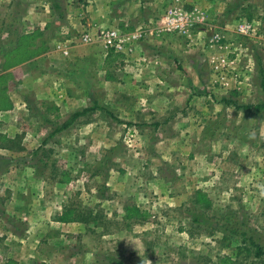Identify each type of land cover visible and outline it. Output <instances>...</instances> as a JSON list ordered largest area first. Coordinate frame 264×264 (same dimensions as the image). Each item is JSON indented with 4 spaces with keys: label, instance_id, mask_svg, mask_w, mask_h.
<instances>
[{
    "label": "rangeland",
    "instance_id": "1",
    "mask_svg": "<svg viewBox=\"0 0 264 264\" xmlns=\"http://www.w3.org/2000/svg\"><path fill=\"white\" fill-rule=\"evenodd\" d=\"M43 1L0 0V60L24 13L61 11ZM182 2L233 45L206 55L174 33L159 57L172 67L135 55L105 66L74 29L69 55L44 67L38 53L18 76L0 114V264H264L245 249L264 251V0ZM172 5L153 0L151 21ZM247 14L257 27L242 35ZM64 207L84 220H56Z\"/></svg>",
    "mask_w": 264,
    "mask_h": 264
},
{
    "label": "crops",
    "instance_id": "2",
    "mask_svg": "<svg viewBox=\"0 0 264 264\" xmlns=\"http://www.w3.org/2000/svg\"><path fill=\"white\" fill-rule=\"evenodd\" d=\"M49 2V0H45L43 1L42 5H46L47 8ZM53 2L56 3L55 7L61 8L60 12H56L54 14L53 12L52 14L42 12L39 13V16L38 14L30 16V14L28 15V13H24L23 15V21L24 24H26V28H23V33L24 36L30 38L27 48L41 50L38 54H41V56H39V59L37 61L41 66L43 63L44 67L49 66L48 62L50 56H48V54L50 52H53L52 54H54L56 53L54 51H57L59 53H62L63 55H69L71 53V51L75 47V44H73V41L71 40V38H73L72 33L74 32V29L81 30L83 34L86 32H91L94 36L97 35V32H95L97 29H99L97 31L101 32L103 29L119 28L124 33H131L139 29L145 30V38L141 39L136 44L130 55L124 54L123 52H119L114 49V53H116V55L118 53V55L121 56V59H123L120 62L117 61L119 66L124 64L123 61H131L129 60V58L135 55L137 57L135 58L136 61H143L145 57L150 60L156 58L161 61L164 67H172L173 63L169 64L170 62L160 59L159 57L161 55V51L163 50L169 52V54L170 52H172V50L175 48L172 45L174 44L175 36L185 39V44L189 43L202 45V50L206 53V55L212 54L211 48L213 47V43L215 42L219 43L221 47H224V44L226 45L227 42L231 46L233 45L231 41L225 39V36L223 38V35H221L219 32H216L217 30L220 31L217 28H215V32L217 33V37H215V35L213 34H211L210 36L208 34V30H206L205 27H194L197 23L202 24V21L195 23V25L184 35H175L174 33H159L156 29L161 25L162 17L165 15V12L161 14V16H159V18L161 17L160 20L158 18L151 21V19H153V17L151 18V16L156 17L153 12L155 11L153 8V0H84L83 2H81L80 0H53L50 3ZM15 15L16 13H14V16ZM204 15L205 20L206 14ZM36 16L41 19V21L39 20L40 22L37 23V27L32 24L33 22L31 20V17ZM36 19L38 18H34V21H37ZM156 22H158L157 25H155ZM85 23L87 24L85 25ZM206 23L207 22H205L204 24ZM108 24L111 26H108ZM208 24L209 23H207V25ZM13 32H16L15 28H13ZM46 34L49 41L55 40V46H53L52 49L53 51L47 49L46 41L44 40V38H46ZM32 36H34L33 41L31 39ZM15 43L16 42L14 41L11 42V45L10 42L6 44V48L8 49V51H13L16 49L17 45ZM82 43L85 44L84 42ZM87 45L95 46V50L97 49L98 51L100 50V52H105L103 63L105 66H108V64H105V60L108 58L109 52H111L113 48H107L100 39H96L94 42L88 43ZM155 53L157 55H154ZM38 55L13 64L10 63L11 61H7L6 58L4 61L2 59L0 60V93L4 92L5 96H7L8 98V101L10 99V93L15 88L14 84L16 79H18V76L23 75L29 76V78H31L30 75L32 71H30L29 68H31V65ZM142 56L145 57L142 58ZM220 57L221 56H219L215 60H218ZM191 60L192 63L190 64V66L192 67V69H197L203 62V60L199 61L197 59L194 60L193 58ZM225 63L230 64V62L227 60L225 61ZM135 64L140 65L141 63L135 62ZM26 71L29 72H27L26 74ZM45 75L46 74H44L40 78L39 82L42 83L41 80L43 77H45ZM55 103L60 108L59 101L55 100ZM13 109H10V107L8 109H2L0 110V114L11 111Z\"/></svg>",
    "mask_w": 264,
    "mask_h": 264
},
{
    "label": "built area",
    "instance_id": "3",
    "mask_svg": "<svg viewBox=\"0 0 264 264\" xmlns=\"http://www.w3.org/2000/svg\"><path fill=\"white\" fill-rule=\"evenodd\" d=\"M184 0H174V5L170 6L167 13L162 17V23L156 29L159 33H187L196 22L203 19L197 8L189 10L185 7ZM182 2L183 4H180ZM256 25L253 21L241 18L238 24V31L242 35H250ZM146 36L145 30L139 29L131 33H124L119 28L104 29L93 35L91 32H86L82 35V41L92 43L96 39H100L107 48H113L119 52L132 51L136 44ZM100 37V38H99Z\"/></svg>",
    "mask_w": 264,
    "mask_h": 264
},
{
    "label": "trees",
    "instance_id": "4",
    "mask_svg": "<svg viewBox=\"0 0 264 264\" xmlns=\"http://www.w3.org/2000/svg\"><path fill=\"white\" fill-rule=\"evenodd\" d=\"M246 16L248 20H251L252 16L250 14H247ZM31 39L33 41L34 36H32ZM29 41H30L29 37L23 36V39L19 42L16 49L13 51H9L8 53L5 54V58L7 59V61L9 62L11 61L10 63L13 64V63L21 62L22 60L28 59L30 57H34L35 55L40 53L41 50L27 48ZM114 51L115 50L112 49L111 52H109L108 58L105 60L106 65L107 64L110 65L116 59V56L118 55V53L116 55ZM261 75H262L261 85L264 89V70L263 69H261ZM9 107H10V104H9L7 96H5L4 92L0 93V110L8 109ZM51 109L58 113L59 106L53 104V106H51ZM78 115L80 114L79 113L74 114L73 118L77 117ZM69 125H70L69 122H65L58 130L65 128ZM125 210L128 214L129 212H134V211H137V214L140 213V209L136 207L134 208V207L126 206ZM74 212H75L74 208L64 207L62 211L57 213L56 220L62 221V222H72V221L84 220L82 217H80L77 213L75 214ZM252 246L255 248V257L257 259H260V258L262 259V256L264 254L263 247L260 244H258L256 241L251 239L250 242L245 245L246 251L250 253L252 251ZM227 261H231L229 256H225L221 258L222 264H224Z\"/></svg>",
    "mask_w": 264,
    "mask_h": 264
}]
</instances>
